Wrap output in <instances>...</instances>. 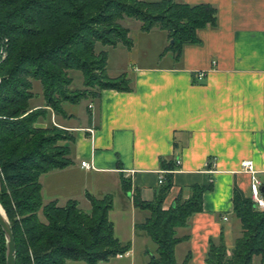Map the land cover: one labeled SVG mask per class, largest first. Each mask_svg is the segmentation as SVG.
Instances as JSON below:
<instances>
[{
	"label": "crops",
	"instance_id": "0c3cea01",
	"mask_svg": "<svg viewBox=\"0 0 264 264\" xmlns=\"http://www.w3.org/2000/svg\"><path fill=\"white\" fill-rule=\"evenodd\" d=\"M170 1L213 7L216 24L199 30V41L183 45L176 59L172 51L164 52L166 32H143L139 22L125 20L132 47L109 48L106 72L110 78L125 74L131 90H103L92 101L64 105L68 117L51 113L38 123L55 122L73 135L72 164L39 179L43 202L62 207L75 201L89 212L88 196H109L114 235L129 244L128 255L114 259H128V264H149L155 253L152 241L135 230L149 212L137 208L133 196L151 201L159 177L172 175L164 210L179 195L187 199L190 186L212 182L202 210L176 229V236L186 239L175 247V259L181 263L189 255V264H205L210 244L220 238L231 251L242 233L232 210L233 189L248 197L252 176L264 180V0ZM154 40L158 46L149 62L145 49ZM198 72L204 73L201 80ZM33 92L31 107H43L40 84L33 82ZM82 161L91 168L82 167ZM245 161L252 163L253 174L242 169ZM252 264H262L260 257Z\"/></svg>",
	"mask_w": 264,
	"mask_h": 264
},
{
	"label": "trees",
	"instance_id": "16d2710c",
	"mask_svg": "<svg viewBox=\"0 0 264 264\" xmlns=\"http://www.w3.org/2000/svg\"><path fill=\"white\" fill-rule=\"evenodd\" d=\"M216 14L209 5L170 0H0V205L12 229L16 264H99L128 252L129 244L119 242L108 218L109 196H88L89 212L75 201L62 207L43 202L39 179L72 164L68 144L73 135L51 123L39 126V120L51 113L68 117L64 105L92 101L103 90H131L125 74L110 78L106 72L109 48L132 47L129 30L121 25L125 19L138 21L143 32H166L164 52L172 51L177 59L183 45L199 41V30L216 24ZM71 71L81 73L82 89L72 90ZM33 82L41 85L40 109L30 105ZM163 180L151 201L133 196L134 205L149 212L135 230L156 246L149 264H189V255L181 263L175 259V247L186 239L177 237L176 229L202 210L212 182L190 186L187 199L179 195L164 210L172 175ZM121 187L130 190L124 179ZM260 191L264 196V180ZM232 207L241 236L229 253L222 238L211 243L205 264H252L256 256L264 264V209H257L251 192L246 197L237 186ZM5 251L0 229V264H5Z\"/></svg>",
	"mask_w": 264,
	"mask_h": 264
},
{
	"label": "rangeland",
	"instance_id": "374dc122",
	"mask_svg": "<svg viewBox=\"0 0 264 264\" xmlns=\"http://www.w3.org/2000/svg\"><path fill=\"white\" fill-rule=\"evenodd\" d=\"M125 20H130V21H132V19H125ZM124 20V21H125ZM121 22V25L123 26V27H127V25L129 26V24H127V23H125V22ZM135 21V20H134ZM138 22V21H137ZM128 29V28H127ZM156 46H158V41L157 40H154L150 45H149V48H147V49H145L147 52H148V55H149V57L147 58V61H154V59H155V51H156ZM98 48H102V46H100L99 44H98ZM138 50V52H137V54L139 55L140 54V51L142 50V48H138L137 49ZM130 57V55L128 56L127 55V58H129ZM145 60V59H144ZM143 60V61H144ZM162 62L163 61H167V60H165V59H163V60H161ZM112 63H113V61H112ZM123 63V62H122ZM121 63V64H122ZM129 63V62H128ZM70 74H71V77L73 78V82H72V84H71V88H72V90H74V89H82L83 88V86H82V77H81V73L80 72H78V71H71L70 72ZM36 83H38V85L40 84L39 82H36ZM41 86V85H40ZM32 92H33V89H32ZM36 92V91H35ZM34 93V92H33ZM41 93H42V89H41ZM34 95H35V93H34ZM42 95V94H41ZM42 97V96H41ZM43 99V98H42ZM82 104H84V103H82ZM81 104V108H83V106L84 105H82ZM41 108V107H40ZM40 108H34V109H40ZM41 120H39V122H40ZM52 125H54V126H56V127H59V125L58 124H56L55 122H53V123H51ZM59 128H61V127H59ZM63 129V128H62ZM2 207V206H1ZM3 209V208H2ZM152 244L151 245H153V247L155 248L156 246H155V244L153 243V242H151ZM142 257V256H141ZM117 258V257H116ZM66 264H86V263H84V262H74V261H67L66 262ZM99 264H128V259H122V260H116V259H111L110 261H108V262H102V263H99Z\"/></svg>",
	"mask_w": 264,
	"mask_h": 264
},
{
	"label": "built area",
	"instance_id": "2783aa9c",
	"mask_svg": "<svg viewBox=\"0 0 264 264\" xmlns=\"http://www.w3.org/2000/svg\"><path fill=\"white\" fill-rule=\"evenodd\" d=\"M2 57H3V52H2V50H0V58H2ZM203 76H204V73H202V72L196 73V77L198 80H201ZM177 164H178V162H177ZM81 166L85 167L86 169L91 168V166L88 163H86L85 161L81 162ZM241 166H242V169L247 171L248 173H250V174L254 173L253 166H252V163L250 161L243 162ZM162 182H163V178L159 177L158 184H161ZM260 186H261V182L252 176V178H251V198H252L253 202L255 203V206L257 207V209L263 210L264 209V196L262 195V193L260 191ZM127 255H128V252H125L123 254H118L116 257L117 258H123Z\"/></svg>",
	"mask_w": 264,
	"mask_h": 264
},
{
	"label": "water",
	"instance_id": "95a60500",
	"mask_svg": "<svg viewBox=\"0 0 264 264\" xmlns=\"http://www.w3.org/2000/svg\"><path fill=\"white\" fill-rule=\"evenodd\" d=\"M0 229L5 239V247H6L5 264H16L15 263L16 252H15L14 239L12 235V229L1 205H0Z\"/></svg>",
	"mask_w": 264,
	"mask_h": 264
}]
</instances>
